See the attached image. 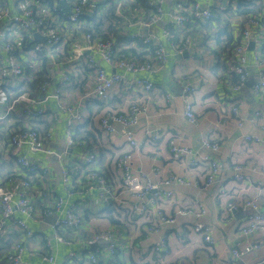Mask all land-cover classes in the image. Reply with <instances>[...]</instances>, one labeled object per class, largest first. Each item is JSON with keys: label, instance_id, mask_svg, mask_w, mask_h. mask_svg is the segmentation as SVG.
I'll use <instances>...</instances> for the list:
<instances>
[{"label": "built area", "instance_id": "obj_1", "mask_svg": "<svg viewBox=\"0 0 264 264\" xmlns=\"http://www.w3.org/2000/svg\"><path fill=\"white\" fill-rule=\"evenodd\" d=\"M47 1L50 0H16L15 5H12L10 0H0L2 4V6L0 4V85L13 88L27 85L28 78L25 69H22L18 60V53L19 55L23 53L21 55H25L28 59L36 55L40 56V54H49L51 60L53 57L60 60V76L56 78L55 72L49 71L48 75L44 76L43 82L37 86V97L25 92L15 99H7L3 98L4 93H6L4 88H0V126L2 124L5 126V144L8 148H12L11 152L15 156L16 165L22 170V174L14 172L8 177L9 186L0 185L1 236L5 237L6 234H12L17 228H20L26 233V238L38 237L39 235L33 233L25 222L17 218V215L42 220L53 214L54 211H58L63 213V217H58L55 220L53 237L61 244H69L70 238L83 225L82 207L79 208L78 204L69 203L71 197L87 198V201L93 198L99 199L104 203L105 209L113 208L127 218L130 223L144 220L147 224V231L151 233H157L166 226L176 225L178 222L177 215L188 216L194 214V211L180 210L177 215L173 216L160 210L154 211V208H151L153 206L151 201L160 200L163 197H166L167 200L174 198L173 191L168 187L173 185L190 186L192 183L182 177L172 175L161 181H153L150 174L135 173L133 151L139 145L129 130L137 127L141 117L149 113L148 104H142L141 102L147 95L151 99V93L156 92L152 76L164 68L169 56L182 54L190 48L191 43L187 40L189 37L184 38L185 33H188L189 24L199 23L200 25L201 23L214 21L217 18L214 15L215 10L217 13H226L224 11L230 9L233 17L239 19L240 25V29L234 31L232 35L234 43L226 53L227 58L224 63L227 75L225 74L221 80L228 89L232 115L236 119L241 118L238 106L243 99L242 87L249 78L251 69L256 72L253 94L258 101L264 102V51H250L248 48L255 33L259 32L264 38V0H253L261 6L259 15L238 14L237 0L231 2L228 0H208L211 3L210 5H202L199 1L193 0H178L176 5L169 9H165L167 0H143L142 4L132 5L126 10L128 16L132 14V18L126 21L122 2L119 3L118 1L115 20L111 24L116 29V34L110 35L111 37L108 39H103L92 32L82 33L81 41L83 45L80 47H77L76 38L66 39L65 30L67 32H72L73 29L79 31L81 27L86 26L83 22L84 17H100L103 12H106L105 9L111 8L112 5H115V2L113 0H72L70 2L72 7L69 8L66 21L68 24L60 25L58 23L60 9H50L46 5ZM59 1L66 2L69 0ZM22 3L26 5L23 6ZM220 16L226 19L225 15ZM121 18L124 19V24L126 22V26H129V28L139 26L146 29L148 33L144 35L135 32L130 35L129 32L124 33L125 30L120 31ZM99 21L100 19H97L88 25L91 26L92 23L95 24ZM163 21H166L172 27L171 31L165 28L161 35L150 32L152 27ZM226 24L229 25V22ZM69 27L72 29L69 30ZM6 34L9 36L14 34L15 37L7 40L5 38ZM27 34H29L28 42H25ZM176 35L179 36L178 39ZM36 36L42 37L44 42L37 40ZM121 37H128L131 40L130 43L133 44L140 42L145 53L141 51L140 57H136L127 52V46L119 41ZM163 39L166 41V45ZM66 45L70 48L69 54L72 53V55L66 53ZM97 57L113 71L108 72L98 64ZM220 61H223V57ZM31 66L34 67L36 72L40 71L38 63L36 65L32 63ZM82 69H85L88 74L90 73L91 78L86 81L83 88L85 95L80 98L78 109H73V106L65 104L63 101L64 92H71V90H65L64 87L71 89L72 81L77 80L74 76H77ZM72 75H74L73 79ZM52 77L55 79H52ZM117 87L122 88L120 91L122 99L132 93L138 97V101L127 105L128 107L122 112L110 111L105 116L100 117L99 130L97 133L93 132L88 127V122L100 112L98 113V108L95 106L92 115H87V113L83 115L85 102L98 100L107 103L111 101L113 94L118 91ZM195 89H197L196 86L184 83L181 92L183 115L193 125L198 122L192 99ZM6 94H9L8 96L13 95L11 92ZM166 99L170 102L172 95L168 93ZM49 101H55L59 109L68 115L65 133L66 149L63 152L52 148L49 145L51 136H44L37 128L38 123L42 122L47 116V109H49L47 103ZM14 114L22 115L23 124L21 126L13 120ZM255 120L262 121L264 125V110L254 111L252 121ZM83 125H87V128L95 134L97 149H94V151L87 149V152L75 160L72 165H65L64 162V166L60 167L62 182L67 187V199L59 198L51 202L45 201L46 203L43 205L36 206L32 199L33 185L31 182L34 177L42 178L46 169L24 155L21 149H28L30 153L41 154L45 157L65 158L63 155L68 150L88 146V143L84 142L87 139L76 141L74 138L77 127L81 128ZM119 127L124 131L123 138L127 149L116 159L113 171L107 168L100 169L98 158L105 148V146L99 144L101 136H104V134H118ZM145 134L148 143L154 145L167 132L165 129L150 128L146 130ZM244 140L254 143L260 142V139L253 135H245ZM219 151V143L211 141L207 137L202 140V151H194L190 147L178 144L173 140L170 142V152L174 158H185L193 165L205 164V176L201 183L203 189H209L219 182V176L222 172L221 164L216 158ZM249 172H253V169L249 168L248 165L235 163L232 169L234 181L237 183L251 182ZM36 191L43 201L52 192L45 188L41 191L36 189ZM122 194L136 199V202L130 203L121 197ZM262 203L263 199L259 195L247 199L240 205L228 201L221 210V216L226 220H230L233 213L242 207L248 213L241 232L244 236L253 235L257 231L264 230ZM206 214V210L203 208H198L196 211L198 218L203 215L206 216ZM192 229L194 232L202 234L208 248L213 246L215 239L211 227L202 223H195ZM16 239L13 240L11 251L6 252L4 255L5 264H32L25 260L27 252L25 243L21 240L16 241ZM99 240H105L109 244L106 255L113 256L120 249L110 232H102L99 236L90 240L88 244L94 245ZM158 245H163V241H160ZM261 247L262 245L258 239L254 243L247 240L243 247L233 248L231 255L235 259H242ZM51 249V242L48 238H45L41 249L37 251L34 249V252L40 254L44 262L55 264ZM154 251L157 255H161L159 246H155ZM71 257H73V254H70L67 260ZM88 258L93 264L98 262L96 254H91ZM0 263H3L1 258ZM121 264L126 263L123 261ZM212 264L216 263L212 262ZM258 264H264V258Z\"/></svg>", "mask_w": 264, "mask_h": 264}, {"label": "crops", "instance_id": "obj_2", "mask_svg": "<svg viewBox=\"0 0 264 264\" xmlns=\"http://www.w3.org/2000/svg\"><path fill=\"white\" fill-rule=\"evenodd\" d=\"M113 1L115 3L122 2L124 16L127 19L126 10L135 1L139 3L141 0ZM193 1H199L203 5L211 4L208 0ZM15 2L16 0H10L12 5H15ZM177 2L178 0H167L165 9L171 8ZM225 14H227L225 21L222 18L215 24H202L199 25L200 27L197 24L188 26V33L185 35L189 37L187 40L190 41L191 45L187 51L183 52L184 54L187 53V56L184 57L183 53L169 56L164 68L152 76L156 92L151 93V99L148 102L145 98L141 102L148 104L149 113L141 117L137 127L129 130L139 145L133 151L135 173L150 174L153 181H161L172 175L182 177L192 183L190 186L173 185L168 187L173 191L174 198L167 200L166 197H163L160 200L151 201L153 204L151 208H154V211L160 210L173 216L177 215L180 210L194 211V214L177 215L178 222L176 225L166 226L157 233H151L147 231V224L144 220L130 223L120 212L113 213L116 223L104 215L99 217L98 215L105 211V205L99 199L93 198L87 201V198L71 197L68 202L78 204L79 208L82 207L81 212L85 221L78 228L77 233L70 238L69 244H61L53 237V224L58 217H63L62 212L54 211L53 214L42 220L17 215V218L25 222L33 233L39 235L33 239L26 238V233L20 228H17L12 234L5 235V237L14 239L18 237L25 243L27 248L26 261L32 264H48L42 260L40 254L34 252V249L36 251L41 249L45 238L51 242V255L55 259V264H93L88 258L91 254L97 255L98 262L96 264H121L123 261L126 264H212V262L216 264H258L264 258V230L249 236H244L241 232L245 224L247 210L241 207L233 213L230 220L221 216V210L228 201L240 205L257 195L263 199L262 210L264 212V125L260 120L252 121L255 110H264V102L258 101L253 94L256 72L251 69L249 78L242 87L243 99L238 106L241 118L236 119L231 113L228 89L220 79L223 73L220 59L225 51L227 36L229 33L233 35L234 31H238L240 25L239 19L233 17L230 9ZM227 22H229V28L225 29L224 26ZM119 25L120 31L126 30L130 35L135 32L144 35L148 33L146 29L139 26L129 28L126 26V22L124 24V19ZM167 25V22L163 21L152 27L150 32L161 35ZM67 36L76 38L77 47L83 45L82 35H79L77 30L69 31ZM126 38L123 37L127 52L135 56H140L141 51L145 53L144 47L129 43L125 41ZM163 42L166 45L164 39ZM251 44L253 46L250 48ZM248 48L250 51H264V38L259 32L255 33ZM52 60L53 63L49 61L45 68L48 72H55L57 78L60 72V60L56 57H53ZM96 61L108 72L113 71L101 63L99 57L96 58ZM184 83L194 85L197 88L192 97L195 113L198 117L196 125L189 123L183 115L181 92ZM168 93L172 95L170 102L166 99ZM121 95L122 93L119 91L113 94L110 111L124 110L128 107L127 104L123 103ZM3 98H8V95L4 93ZM80 98L81 91L78 89L63 94L64 103L73 106V109H78ZM119 106L124 107L120 108ZM47 107L50 108L47 110L51 115H47L42 122H39L37 128L44 136H51L49 145L52 148L63 152L66 149L65 133L68 115L59 109L55 101H49ZM94 107L93 101L85 103L83 115L86 113L92 115ZM107 112L105 111V114ZM12 118L16 124L22 121L21 114H14ZM88 127L97 133L100 127L98 116L93 117L88 122ZM150 128L165 129L167 134H163L158 143L152 145L148 143L145 134L146 130ZM123 133L124 131L119 127L118 134L101 136L99 144H104L105 148L98 158L100 169L114 170L116 159L127 149ZM245 135L256 136L260 142L246 141L244 140ZM206 137L219 143L220 151L216 158L222 167L219 182L209 189L201 187L206 170L204 163L193 165L185 158H174L170 152L171 140L188 146L194 151H202V140ZM5 138L6 129L2 124L0 126V185L9 186L8 177L14 172L22 174V170L16 165L15 156L11 152L12 148H8L5 144ZM95 146L97 149L96 143ZM27 150L21 149V152L46 169L45 173L48 172L47 174L43 173L44 175L40 179L39 177L32 179L34 204L41 206L47 201L51 202L55 197L67 199V187L62 182L60 167L64 164L72 165L75 160L87 152V147L72 148L63 155L65 158L61 157L60 159L30 153ZM235 163H244L253 169V172H249L251 182L237 183L234 181L232 169ZM44 188L52 192L43 201L36 189L41 191ZM121 197L130 203L136 202V199L126 194H122ZM198 208L205 209L206 216L203 215L198 218L196 216ZM195 223H202L211 227L215 239L213 246L208 248L202 234L193 231L192 227ZM102 232H110L119 248L124 249L119 257L106 255L109 244L105 240H99L94 245L88 244L90 240ZM257 239L262 245L260 249L254 250L242 259H235L231 255L233 248L243 247L247 240L254 243ZM160 241H163V245H158ZM155 246L160 247V256L154 251ZM70 254H73V257L67 260Z\"/></svg>", "mask_w": 264, "mask_h": 264}, {"label": "trees", "instance_id": "obj_3", "mask_svg": "<svg viewBox=\"0 0 264 264\" xmlns=\"http://www.w3.org/2000/svg\"><path fill=\"white\" fill-rule=\"evenodd\" d=\"M31 1H35V0H31ZM71 1L72 0L66 1L67 2L66 4L69 5L68 9L70 8V6L72 7V4L70 3ZM138 1H140V0H138ZM142 1L143 0H141L139 3H136V1H135L133 3V5L137 6L138 4H142ZM231 1H234V0H229V2H231ZM46 5L52 10L60 9L59 10L60 11V17H59L58 23L60 25L68 24V22H66V21H67L68 15H69V13H68L69 11H68V9H66V7H64L61 4V1H59V0H50V1L46 2ZM113 6L114 5H112L111 8H109V9H105L106 12L105 13L103 12V15H101L100 17H97V16H91L89 18H85L84 17L83 18V22L85 23L86 26H84L83 28L81 27L79 29V31H78V34L82 35V33H90V32H92L97 37H100V38H103V39H108L109 37H111L110 35H115L116 34V29L113 28L112 25H111L112 21L115 20L116 7L114 9ZM260 10H261V6L257 5L254 1L237 0V13L238 14H243V15H245V14H249V15L258 14L259 15L260 12H261ZM224 12H226V11H224ZM214 15H215V18L217 17L216 19H214V21L201 23L200 25L218 23L222 19V17L220 15H227V14H225V13H217V11L215 10L214 11ZM97 19H100V21L96 22L95 24L92 23L91 26L88 25L91 22H95ZM105 20L109 21V23H108L109 27L107 29L104 28V25H107V24H104L106 22ZM223 20L225 21L226 19L223 18ZM197 26L200 27L199 23L197 24ZM166 28L169 31H171V29H172V27L170 25L166 26ZM224 28L228 29L229 26L226 24L224 26ZM28 36H29V34L26 35V41L25 42H28ZM12 37L14 38L15 35L13 34L12 36H9L8 34H6L5 38L8 40V39H11ZM178 37L179 36L176 35L177 39H178ZM184 38H187V36L185 35ZM226 40H227V42H226V46H225V51L221 55V57H223V61L220 63V65L222 67V70H223L222 76L220 78L221 80L224 78L225 74L227 75L226 67L224 66V63L226 62V58H227L226 57V53L231 49V45H233V43H234V39H233V37H232V35L230 33L227 36ZM125 41H127L129 43L131 42V40L128 37L125 39ZM137 44L142 46V44L140 42H137ZM69 52H70V48H68V46L66 45V53H68V55H72V53L69 54ZM71 52H72V50H71ZM21 54H23V53H21ZM21 54L19 55V53H18L17 57H18V60H19V62L21 64L22 69H25V74H26V76L28 78V83H26L27 85L25 87H23V86H19L17 88L4 87V90H5L6 93H10V92L13 93V95L8 96L7 99H9V98L10 99L17 98L21 94L27 92L26 88H29V90H30L28 92L29 95L37 97L38 96L37 86L40 85L43 82L44 76L48 75V73H49L47 71V68H45V66H47V64H49V61L52 62L49 54H47V55L40 54V56L36 55V56H33L30 59H28L25 55H21ZM58 56H61V55H58ZM136 57H140V56H136ZM32 63L34 65H36L38 63L39 70H40L39 72H36L34 70V67L31 66ZM4 66H5V64H4ZM65 66H67V65H65ZM78 73L79 74L77 76L72 75V79H73V76H74V78L77 79V80L72 81L73 84H72L71 89L68 88V87H64L65 90L75 91V90L78 89V90L81 91V93H83L85 91L83 88H84V86L86 84V81L91 78V75H90V73L88 74L85 69H82V71H80ZM59 76H60V74H58L57 77H59ZM52 79H55V78L52 77ZM1 88L3 89V85L1 86ZM117 90L120 92L122 90V88L121 87H117ZM7 95H9V94H7ZM83 95H84V93H83ZM93 102L95 103V106L98 108V113L100 111H102L106 107V105L102 101H98V100L94 101L93 100ZM49 110H50V108H49ZM93 113H94V111L92 112V114ZM47 115H49V116L51 115L49 111H48ZM17 124L21 126L23 124V122L20 121ZM74 138H75L76 141H81L82 139H87L86 141H84V142L88 143L87 149L91 150V151H94L95 143H96L95 141H97V138L95 137V134L93 132L88 130L87 125H83L81 128L77 127V129L75 131ZM56 199H59V197L58 198L55 197L53 200H56ZM114 212H116V211L113 208L109 207V208H106L105 211H103V213H100L98 216L101 217V216L104 215L106 217H109V219L113 223H116V221L113 218V213ZM81 216L83 218V221H85L83 214H81ZM81 216H79V217L81 218ZM12 240H14V238H12V237H2L1 234H0V257L5 255L6 252L11 251L13 243H14V242H12ZM121 251H124V249H122V250L118 249L113 256L119 257V255L121 254ZM3 258H4V256L1 258L3 263H0V264H5ZM130 264H134V263H130Z\"/></svg>", "mask_w": 264, "mask_h": 264}, {"label": "rangeland", "instance_id": "obj_4", "mask_svg": "<svg viewBox=\"0 0 264 264\" xmlns=\"http://www.w3.org/2000/svg\"><path fill=\"white\" fill-rule=\"evenodd\" d=\"M1 4V3H0ZM23 4V6H25L26 4L25 3H22ZM2 5V4H1ZM117 6V3H115V5L113 6L114 7V9H115V7ZM123 7V6H122ZM131 16H132V14L130 15V16H128L127 17V19H125V20H130V18H131ZM90 17V16H89ZM146 19V18H145ZM121 20H122V18H121ZM142 21V20H141ZM143 22H145V21H143ZM108 23H109V21H106L104 24H107L108 25ZM105 26V29H107L108 27H109V25L108 26ZM68 29H72L71 27H69ZM65 30V29H64ZM65 37H66V39L68 40L70 37L69 36H67V34H68V32L65 30ZM124 33H127V31L125 30L124 31ZM119 41H120V43H123V44H125L124 43V39H123V37H121L120 39H119ZM44 42V41H43ZM26 90H27V92H29L30 90H29V88H26ZM197 91V89H195V92ZM84 93V95H85V91L83 92ZM83 93H81L82 95H81V97H83L84 95H83ZM135 97V98H134ZM145 99H147V102L150 100V98H149V96L147 95L146 96V98ZM143 100H144V98H143ZM142 100V101H143ZM112 101V100H111ZM111 101H109V102H103L104 104H107V107L106 108H104L102 111H100V113L99 114H96L94 117H96V116H98V118H100V117H102V116H105V111H110V109H111V106H112V102ZM138 101V97H136L134 94H129V95H127L124 99H123V102L124 103H126L127 105H131L132 103H136ZM115 107V106H114ZM120 108H123L124 106H119ZM116 108V107H115ZM125 110V109H124ZM124 110H119V111H116V112H122V111H124ZM107 112V113H108ZM139 125V124H138ZM105 135V134H104ZM103 146H105L104 144H102ZM17 239H16V241H18L19 240V238L18 237H16ZM12 242H13V240H12Z\"/></svg>", "mask_w": 264, "mask_h": 264}, {"label": "water", "instance_id": "obj_5", "mask_svg": "<svg viewBox=\"0 0 264 264\" xmlns=\"http://www.w3.org/2000/svg\"><path fill=\"white\" fill-rule=\"evenodd\" d=\"M61 4H62L64 7H66V9H67V6L65 5V1H61ZM36 39L39 40V41H41V42L44 41V39H43L42 37H40V36H36ZM252 46H253V44L250 45V48H251ZM185 56H187V53L184 54V57H185Z\"/></svg>", "mask_w": 264, "mask_h": 264}]
</instances>
